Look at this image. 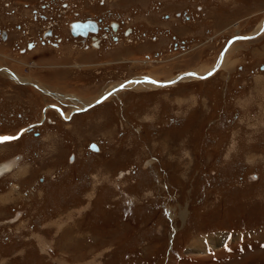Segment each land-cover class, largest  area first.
<instances>
[{
    "label": "rangeland",
    "instance_id": "rangeland-1",
    "mask_svg": "<svg viewBox=\"0 0 264 264\" xmlns=\"http://www.w3.org/2000/svg\"><path fill=\"white\" fill-rule=\"evenodd\" d=\"M104 1L148 40L124 55L119 50L130 43L105 39L108 59L60 60L55 52L65 44L19 53L14 44L30 35L14 24L32 28L29 10L40 0H0V30H9L0 40V70L81 99L60 98L70 109L83 107L127 76L166 81L206 72L232 31L252 32L264 16V0ZM183 9L195 15L185 25L176 18ZM154 33L162 36L152 42ZM173 36L185 48L163 59ZM159 49L161 61L153 56ZM88 50L79 56H91ZM147 53L148 62L115 63L121 54L141 60ZM228 53L206 78L128 82L68 122L47 113L53 125L1 150L0 172L4 161L14 164L0 178V264H178L207 234L227 240L235 259L246 251L242 264H264V31ZM12 79L0 72V133L37 120L53 102Z\"/></svg>",
    "mask_w": 264,
    "mask_h": 264
},
{
    "label": "flooded vegetation",
    "instance_id": "flooded-vegetation-1",
    "mask_svg": "<svg viewBox=\"0 0 264 264\" xmlns=\"http://www.w3.org/2000/svg\"><path fill=\"white\" fill-rule=\"evenodd\" d=\"M78 1V3H77ZM112 1V0H111ZM110 1V2H111ZM114 1V0H113ZM112 1V3H113ZM107 2H109V0H107ZM100 5H98V4ZM78 4V5H77ZM94 4H97L96 7H94ZM160 4V2L158 3ZM211 5V3H210ZM25 7L27 5H24ZM96 8L97 12H91L89 14H85L82 13L81 10L82 8ZM105 7V10H101L100 8ZM115 7V5L110 6L111 11L107 8V5L105 4L104 0H84L83 3L79 2V0H40L39 3L35 4L34 6H31L30 10H29V18H31V23L28 26L33 25V27L29 28V29H24L25 26H23L21 28V26L18 24H14L15 29L19 30V33H24L25 31H27V34L30 35L29 38L25 39L22 46H20L18 42H16L14 44V46L16 47V49L19 51V53H27L29 50H31L32 48H34L35 46L39 47V49H46L49 51H55L58 50V47L60 46V49L63 48V44H65L64 46H66L67 48L64 49L66 50L65 52H61V54H58V52L56 53V56H58V58L61 59H76V60H83V59H87V60H92L94 58L97 59H108L111 58L110 56H107L109 54L106 53L107 50H105L104 48H106L107 45L105 43V39L110 40V42H117L116 44H121V42L119 41V39L122 38V43L123 41L130 43V46L125 44L127 47L126 48H120L121 50H119L121 53H124V55L128 54L129 51H132V43H135L136 41L142 42L144 40H148L144 34V36H141V33L136 30L135 27H133L131 25V23H129L128 21H130V18L126 19V16L121 17L120 14L116 11L113 10ZM199 6H196V8ZM107 8V9H106ZM200 9V7H199ZM74 12V15H71V13ZM188 11H186V9H183L181 12H178L176 14V18L178 20H180V24L181 25H185V23H187L186 21H188V23L192 22L189 20H192L194 18L195 15H193L192 13L187 14ZM31 15V16H30ZM117 15V16H116ZM164 18H167V16H163ZM60 18L61 21L58 19ZM174 19V18H173ZM32 20L34 22H32ZM264 22V16L263 18L260 19L259 21V25L257 26V28L255 30H253L252 32L249 33H236V30L232 31L230 35H228V37L224 40L223 44L218 48V55L219 53L224 49V47H226V43L228 41L229 44L227 45V47L225 48V53L224 56L222 57L221 60V65L219 67H223L224 62H226L228 59V50L233 48L235 45H240L241 43L247 41V39L252 40L253 38L255 39L256 37H251V38H246V39H242L245 36H249V35H253L252 33L256 34L257 31H259V28L261 26V24ZM35 23L37 25H35ZM179 23V22H178ZM173 25L177 26V23H173ZM34 26H36V31L34 30ZM188 27V26H187ZM264 27V25H263ZM8 29V28H7ZM4 28L0 30V40H5L6 38L8 39L7 35L9 30H7ZM24 30V31H23ZM21 31V32H20ZM264 31V29L262 30ZM261 31V32H262ZM36 32V33H34ZM165 34L167 35V32L164 31ZM33 34V35H31ZM65 34V36H63ZM162 36L161 34H155L154 36H152V42L153 40L156 41V39H158V37ZM150 37V36H149ZM67 38H69L67 40ZM71 39L73 40L71 42ZM243 40V41H242ZM104 41V42H103ZM154 41V42H155ZM186 41L184 40H179L178 38H175L173 36L172 40L170 41L169 45H168V50H166V54L170 55L167 56V58H163L166 60H171L173 59L172 56L174 55L175 57L177 56L176 53L180 52V49H184L185 45H186ZM67 44V45H66ZM69 44V45H68ZM230 44L232 46H230ZM43 47V48H42ZM139 47V46H137ZM231 47V48H230ZM78 48V49H77ZM79 49L86 51L87 52H93L91 53V56L88 55H80L79 56ZM97 49V50H96ZM125 49V50H124ZM78 50V51H77ZM97 52H99L97 54ZM155 55L154 58L155 59H160L161 56L159 55L160 53H162V51L156 50L154 51ZM153 53V54H154ZM121 54V56L118 58V60H115V63H120V62H148L150 61L148 58H151L152 55L148 54H142V58L144 56L143 59L138 60L136 57H128V56H124ZM79 56V58H78ZM179 56V54H178ZM121 59V60H120ZM152 59V58H151ZM164 60V61H166ZM161 61V59H160ZM113 61H106L105 63H110ZM73 63L69 64L72 65ZM79 70H82L83 67L85 66V63L79 62ZM95 64H97L95 62ZM94 65V64H93ZM218 67V68H219ZM216 68L215 71L218 69ZM260 69H264V65H260L259 66ZM187 71V70H186ZM214 71V72H215ZM0 72H4L6 74V76L10 79L14 78L10 73L7 72V70L3 69L2 71L0 70ZM196 72V71H194ZM80 72L78 71V74ZM199 73V72H198ZM204 73V72H203ZM201 73V74H203ZM80 78V77H79ZM130 76H127L125 78H122L121 81L117 82V84H120L122 81H126L128 79H130ZM24 80V78H22ZM141 79H145L144 77H136L132 80H141ZM13 80V79H12ZM81 80V79H80ZM15 81L17 82V80L15 79ZM25 81V80H24ZM130 81V82H131ZM19 83V82H18ZM23 86H33L35 83L33 82H29V81H25V83H20ZM116 84V85H117ZM129 83H126L125 86L126 87H130L128 85ZM115 85V84H114ZM113 85V86H114ZM43 90H46L44 92H40L43 93L45 95H48V97L53 98V102L46 104L44 106L41 107L40 109V116L37 120H32V121H26L24 123V125L17 127L13 132L10 133H0V135H9L12 136L15 133H17L18 131L21 130V132L19 133V135L17 136L16 139H11L8 141H4L2 143H0V151L2 150L4 152L5 148H10L15 146L14 142H16V144H18V141L20 142L23 139V136L19 138L20 135L22 134H31V136H38L39 132L38 130H35L41 126H43L44 124H51L53 125V123L56 121L55 117H49V116H45L48 115L47 113H53L59 120L63 121V122H68L70 120V118L75 115L78 114V110L76 112H73V110L75 109H69L72 106H68L67 107V103L64 101H61L60 98L63 100V98L68 99V98H76L78 100V104H80L82 101L81 99L70 95L69 94H63L61 92H57V91H52V90H47L45 88H41ZM108 90L107 92H111L113 91V87L111 88H107L104 91ZM41 91V90H40ZM103 91V92H104ZM102 92V93H103ZM112 94H117V93H112ZM112 94L108 95L113 96ZM55 97V98H54ZM72 105H74V102L72 101ZM50 104L56 106L57 108L51 106ZM77 105V104H75ZM85 105V104H84ZM83 105V106H84ZM79 107H82L81 105ZM78 108V106H77ZM68 113L66 114L67 110ZM80 114V113H79ZM25 115V113H24ZM50 118V119H49ZM18 139V140H17ZM16 140V141H14ZM32 151V150H30ZM14 157V156H12ZM2 161H0L1 164ZM4 169L5 171L0 172V178L2 177V175L5 172H10L12 171L13 168V164L12 161H4ZM22 169V168H21ZM19 172H26V170H21ZM41 180V178H39Z\"/></svg>",
    "mask_w": 264,
    "mask_h": 264
},
{
    "label": "crops",
    "instance_id": "crops-1",
    "mask_svg": "<svg viewBox=\"0 0 264 264\" xmlns=\"http://www.w3.org/2000/svg\"><path fill=\"white\" fill-rule=\"evenodd\" d=\"M198 239L200 241L202 240V238H198ZM207 239H208V242L211 245L212 249H215L214 256L217 257L218 259L226 258V257H224L225 254L222 252V250L220 248H217L218 240L216 241V239L214 237H212L210 234L207 235ZM249 243L251 244V242H249ZM187 245H186V247H187ZM193 249H195V248L187 247V248H185V252H189V253L193 254L192 258L196 259V261H194L196 263H193V261L191 259L185 258L184 260H180L178 262V264H220V263H223V264H242L243 263L242 261H244L243 259H244L245 255H246V253H245L246 251H244L241 257H239V258L236 257V259H235L234 256L236 255V253H231V254H228V255L231 256V258H230L231 260L228 258L227 262H224V261L223 262L222 261L214 262V261L211 260V256L206 255L203 252V244L202 243L200 245L199 252H197L196 250L194 251ZM237 261H239V262H237Z\"/></svg>",
    "mask_w": 264,
    "mask_h": 264
},
{
    "label": "bare ground",
    "instance_id": "bare-ground-1",
    "mask_svg": "<svg viewBox=\"0 0 264 264\" xmlns=\"http://www.w3.org/2000/svg\"><path fill=\"white\" fill-rule=\"evenodd\" d=\"M253 35H251V36H257L258 34H259V32H256V34H254V33H252ZM247 38V36H245V37H243L242 39H246ZM224 53H225V51L223 52V55H222V57L224 56ZM1 68V67H0ZM5 69V68H4ZM6 70V69H5ZM8 72V71H7ZM8 73H10V72H8ZM14 78V80L16 79L17 80V82H19V83H25V81L26 80H28L27 78H25L24 80H22L19 76H16L15 74H12V73H10ZM195 75L196 76H192V75H186V76H184V77H193V78H199V79H202V78H204V77H202V75L203 74H199L198 72H195ZM176 77V76H175ZM174 77V78H175ZM184 77H182V78H180L179 80H181V79H183ZM174 78H172V79H169V80H166V81H169V84H172V83H175V82H177V81H171V80H173ZM152 79V78H151ZM151 79H149V78H147V79H141V80H132L131 82H135V83H137V82H148V84L150 83V84H152L153 86H160V84L159 83H157L158 81L157 80H154L153 79V81L154 82H151L152 80ZM160 82V81H159ZM35 85V88H37V89H39V90H41V92H44V91H46V90H43V89H41V88H43L40 84H38V83H36V84H34ZM165 85H167V84H165ZM123 86H125V85H123ZM122 86V87H123ZM134 86H136L135 84H134ZM162 86V85H161ZM111 87H114V86H111ZM121 87V88H122ZM110 88V87H109ZM120 88V89H121ZM115 91H117V89H113V91H111V92H108L109 94H112V93H114ZM71 98H69V100H70ZM71 100H74L73 98L71 99ZM67 102V101H66ZM68 103V102H67ZM91 103V102H90ZM69 104V103H68ZM87 104H89L88 102H87ZM86 104V105H87ZM85 106V105H84ZM67 113L68 112H66V114L65 115H67ZM72 118V117H71ZM70 118V119H71ZM1 146V145H0ZM5 164H3L2 166H4ZM194 242V244H193V248H198V250H200V243L198 242V241H193ZM197 246V247H196ZM190 247H192V246H190Z\"/></svg>",
    "mask_w": 264,
    "mask_h": 264
},
{
    "label": "water",
    "instance_id": "water-1",
    "mask_svg": "<svg viewBox=\"0 0 264 264\" xmlns=\"http://www.w3.org/2000/svg\"><path fill=\"white\" fill-rule=\"evenodd\" d=\"M258 32V31H257ZM250 37H253V36H251V35H249V36H247V38H250ZM221 57H222V52L220 53V57H219V60H218V62L216 63V65L215 66H213L212 68H211V70H209L208 72H206L204 75H202V77H205V76H207V75H209L218 65H219V63H220V59H221ZM190 74H192V76H196L195 74H193V73H190ZM186 75H188L187 73H180V74H177L176 75V77L173 79V80H171V81H179V79L180 78H182V77H184V76H186ZM152 81L151 82H154L153 81V79H151ZM157 83H159L160 85H165V84H169V81H158ZM34 87H35V85H34ZM100 99H98V100H96L94 103H96V102H98ZM84 108H86V107H84ZM17 136V134L15 135V136H11V137H16ZM88 148L90 149V150H92V151H96V147H95V145L94 144H89V146H88Z\"/></svg>",
    "mask_w": 264,
    "mask_h": 264
},
{
    "label": "snow or ice",
    "instance_id": "snow-or-ice-1",
    "mask_svg": "<svg viewBox=\"0 0 264 264\" xmlns=\"http://www.w3.org/2000/svg\"><path fill=\"white\" fill-rule=\"evenodd\" d=\"M17 137H0V143L6 141V140H11V139H16Z\"/></svg>",
    "mask_w": 264,
    "mask_h": 264
}]
</instances>
